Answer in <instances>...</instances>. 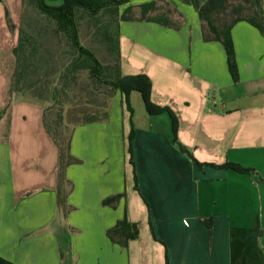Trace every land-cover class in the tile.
I'll return each mask as SVG.
<instances>
[{"label":"crops","instance_id":"obj_1","mask_svg":"<svg viewBox=\"0 0 264 264\" xmlns=\"http://www.w3.org/2000/svg\"><path fill=\"white\" fill-rule=\"evenodd\" d=\"M167 1L186 18L179 30L148 21L120 22L122 73L150 76L153 101L174 110L179 141L198 161L253 167L264 178V34L245 21L233 26L240 74L235 83L223 45L204 41L195 8ZM22 19L23 0H13L12 6L9 0L0 2V111L12 71L6 60H13ZM45 106L15 94L0 118V264H166V255L170 264H263L256 242L248 243L251 237L236 222L231 226V192L242 195L237 217L243 226L254 221L257 227L259 218L264 226L259 175H252L256 189L233 169L200 168L173 143L167 113L145 111L150 117L141 114L137 121L133 108L134 170L128 153L130 113L120 93L111 100L107 118L72 127L71 152L81 162L67 169L73 210L61 218L58 149L43 126ZM116 195L123 196L104 204ZM188 210L194 216L185 222ZM125 214L139 224L140 234L123 247L107 230ZM203 217L212 218L211 235Z\"/></svg>","mask_w":264,"mask_h":264},{"label":"trees","instance_id":"obj_2","mask_svg":"<svg viewBox=\"0 0 264 264\" xmlns=\"http://www.w3.org/2000/svg\"><path fill=\"white\" fill-rule=\"evenodd\" d=\"M132 1L134 0H29L31 6L38 9L48 19L55 21V33L65 38L67 62L60 69L35 29L26 26L23 22L19 27L17 44L11 51L15 64L11 71L7 97L0 111V118L10 108L15 94L28 95L46 104L42 121L45 131L58 149L56 206L61 218H67L73 210L68 200L73 183L67 177V169L70 165L81 162L71 152L73 131L69 134L66 131L65 107L71 97H75L74 91L79 86L81 75L85 71L93 91L102 92L110 98L117 93L123 96V101L130 113L128 153L134 170L135 125L130 96L133 91H137L141 94L146 111L150 115L167 113L170 116L173 143L200 168L212 165L217 168H230L239 173L255 171L254 174H256L255 169L233 162L215 165L198 161L192 151L179 141L177 114L171 107L159 105L153 101V82L150 76L142 72L127 75L122 73L121 21L155 22L175 30L181 29L186 21L184 14L167 0H152L139 5H132ZM181 1L192 5L198 12L204 41H217L223 45L229 73L235 83L239 82L240 74L232 28L236 23L245 21L264 34L263 0ZM83 20L87 21L92 39L108 56V61H102L93 48L83 44L81 38ZM7 22L12 28L8 14ZM107 116L108 112H105L104 118ZM99 119L91 117L81 123ZM135 189L140 191L136 173ZM122 196L110 197L104 201V204H112ZM146 203L150 229L154 238L158 240L154 233L150 205L147 201ZM139 234V224L128 221L126 214L115 226L107 230V236L112 241L119 242L123 247H126L130 240L137 239ZM61 256L64 258L63 252ZM166 264H170L168 255H166Z\"/></svg>","mask_w":264,"mask_h":264},{"label":"rangeland","instance_id":"obj_3","mask_svg":"<svg viewBox=\"0 0 264 264\" xmlns=\"http://www.w3.org/2000/svg\"><path fill=\"white\" fill-rule=\"evenodd\" d=\"M15 1V0H14ZM13 0H9V5L12 6ZM7 11V10H6ZM22 22L31 28H34L37 34L40 36L41 41L44 43L45 48L49 51V54L57 62L59 68L61 69L64 63L67 62L66 55V44L65 38L62 35H57L55 33L56 23L53 20L48 19L44 14L40 13L38 9L31 6L29 0L23 1V19ZM91 30L86 20L81 22V38L83 44L93 48L102 61H108V56L102 51L100 46L92 39L90 35ZM8 61V62H7ZM6 64L12 70L15 64L14 59L11 61L6 60ZM75 97L72 96L70 101L65 107V123L67 124L66 131L69 134L72 130V127L75 124L81 123L83 120L91 117L104 118L105 112H107L110 107L111 100L113 98L108 97L102 92L93 91L90 87V81L88 79L87 72H83L80 79V84L77 89L74 91ZM138 99V102H137ZM132 105L136 113V119L139 121L141 119V114H148L145 112L144 103L142 101L141 95L137 92H134L132 99ZM150 117V116H148ZM178 148V147H177ZM186 155V154H185ZM187 156V155H186ZM188 157V156H187ZM189 158V157H188ZM190 159V158H189ZM191 160V159H190ZM253 168V167H246ZM255 169V168H253ZM256 170V169H255ZM255 171L250 173H242L241 177L246 178L242 182L246 185L253 184V187L256 188V182L252 179V175ZM256 174L258 181L264 184V178L257 172ZM249 179V181L247 180ZM242 182H240L242 184ZM257 189V188H256ZM258 192V191H257ZM241 193L231 192V226L236 222V227H242L247 235L251 237L252 241L256 242L257 252L261 251L263 255L264 264V226L261 223L259 218V224L256 227L254 221L250 223L248 227H244L242 224V219L238 218V213L242 212V201ZM186 222L191 221L194 214L189 210L186 213ZM204 225L209 229L210 235L213 230L212 218L203 217Z\"/></svg>","mask_w":264,"mask_h":264},{"label":"built area","instance_id":"obj_4","mask_svg":"<svg viewBox=\"0 0 264 264\" xmlns=\"http://www.w3.org/2000/svg\"><path fill=\"white\" fill-rule=\"evenodd\" d=\"M186 222V221H185Z\"/></svg>","mask_w":264,"mask_h":264}]
</instances>
